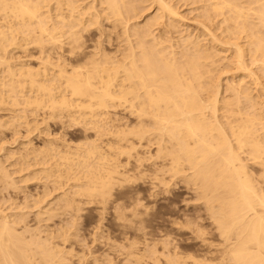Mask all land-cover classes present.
I'll list each match as a JSON object with an SVG mask.
<instances>
[{"label":"bare ground","instance_id":"1","mask_svg":"<svg viewBox=\"0 0 264 264\" xmlns=\"http://www.w3.org/2000/svg\"><path fill=\"white\" fill-rule=\"evenodd\" d=\"M185 1L203 3L205 11L201 17L208 22L219 18L218 33L214 27L210 30L207 24H202L206 28L202 35L210 38L214 47L226 44L227 49H234L227 52H230L227 58L221 55L228 60L231 73L240 74L226 91L221 79L219 82L218 77H212L216 51L220 48L202 43L205 39L201 36L199 39L198 32L197 36L185 33L184 37L179 34L178 40L172 42L169 37L166 41L164 32L178 30L175 21L185 17L180 15V7L177 8L174 0H0V135L5 128L10 131L13 127V139H9L19 141L12 144L14 150L10 148L3 154L9 160L14 159L6 162L15 167L13 172L17 175L22 173L19 179L24 184H29L31 179H39L36 182L40 184L45 178L44 190L40 189L43 194H37L30 204L32 209L37 208L41 219L54 214L53 209L60 204L55 207V200L61 197L66 206L76 210L80 197L88 200L99 197L105 202L104 197L109 196L107 193L117 179L133 177L129 176L131 168L140 170L150 164L156 167V173L177 175L178 181H191L197 186L199 199L205 201L212 218L219 224L225 243L230 242L227 254L221 252L228 255L227 260L232 259L235 264H264V0ZM142 2H149V7L140 5L141 11L154 6L151 12L154 13L148 15L143 25L142 21L134 22L130 30L128 22L139 18L142 12L138 5ZM154 21H161L168 30L164 26L163 35L160 29V35L154 34ZM105 23H110L113 31L117 26L125 29L128 38L123 36L127 44L121 55H118L119 49L116 55H111V47L107 48L115 45L113 41L117 39ZM178 47L182 49L177 51ZM38 54L44 56L38 57L41 60L36 59L38 64L34 65L31 61ZM247 77L251 81H246ZM228 90L230 94H224ZM51 118L53 123L59 119L61 130L66 125L69 128L79 125L83 139L73 144L66 132L56 136L49 127ZM41 123L46 127L41 130L42 125L38 133L35 129ZM17 125L25 128L28 137L22 142L16 136L22 132ZM34 131L42 144H35ZM3 135L0 149L2 142L7 143ZM7 145L11 146L7 143L4 147ZM1 158L0 180L9 188L14 187L17 180H12L13 172L8 171L7 163ZM251 164L257 167V172L252 171ZM49 182L55 186L58 196L51 197ZM21 189L24 188L21 186ZM11 200L9 203L14 202ZM8 201L3 202L4 207ZM2 205L0 264H63L56 262L60 259L56 255L61 246H53V241L49 243L51 246L47 241L42 244L34 241L38 232L29 237L25 235L34 220L24 224L23 206H19L22 212L17 206L15 211L20 213L10 214V208L6 211ZM62 231L67 232L64 228ZM53 233H48L50 240ZM180 255L182 259L184 256ZM170 258L169 264L174 261ZM191 258L194 264L200 261ZM181 259L177 258V264H186L188 259ZM207 260L202 263L211 264L212 259L210 263Z\"/></svg>","mask_w":264,"mask_h":264},{"label":"rangeland","instance_id":"2","mask_svg":"<svg viewBox=\"0 0 264 264\" xmlns=\"http://www.w3.org/2000/svg\"><path fill=\"white\" fill-rule=\"evenodd\" d=\"M175 2L178 3L176 5L177 8L178 7L181 8V9L180 8L178 9L179 12L182 13V14L180 13V15L181 16L183 15V17L185 15L184 18L181 17V18H183V20L185 22H183L182 19H179L180 21H178V20L175 21V22H177V24L179 25L181 30L177 25L178 30L176 28L171 29V31H173V35L171 34L172 32L170 30H169L170 33L168 32V34H167V31H166V34H165L164 28L166 26L161 24V21L160 22L154 21L152 23L153 24L152 28H154L153 30L155 32H153V33L160 35V34H158V32L161 30L159 33H162V35H163V32H164V36L166 37L165 38L166 41H169L167 39L170 37V40L172 42L175 41L176 38L178 40L180 37H184L185 35H188V33H190L193 36H197V34L199 33L198 34L199 39H202V38H203L202 40L205 39L202 43H205L207 46L213 47L215 49L220 48L219 50L217 49V51H216L217 56L215 57V60H216L215 63L217 61L218 62L216 64L214 63L215 66L213 64L214 69L212 70V73H213L212 77L213 76L215 78L218 77L219 82L222 81L221 84H222L223 90L225 89L224 91H226L228 86H229V83L233 84V82L236 79L240 78L239 73H238L239 75L236 73H234V74L231 73V71H230L231 69L229 68V63H227L228 60L226 59L227 56H230V52H233L234 49L233 48L232 49L230 48L231 50L227 49L228 46L226 44H222L223 46H220V44H217V45L215 44L216 47H214V45H213L214 42L209 40L210 38L204 37L202 35V34H205L204 32L206 30V28H205V30L203 29L204 25L202 28V24H205V25L207 24V28H209V29H210V27H211V29H212V27H214L215 28V29L213 28L214 32L216 31L218 33V29L216 30V26H218V24H217L218 22H216V21L219 20V18H217V20H216V18H214L212 21L210 20V22H208V20H205L204 18H202L201 16H202L203 12L205 11V8L202 7L203 3H201L202 4L201 5L200 2H198L199 3V7H198V3L197 4L192 3L191 1L190 2L185 1L186 4H185L184 0L183 1L181 0L180 4H179L178 0H174V4H176ZM190 3H191V5H190ZM188 4L190 5V7ZM140 5H142L143 8L145 6H147V8H148L149 2H144V4L142 2L138 6H140ZM142 6H140V8L138 7L140 10V11L139 10L138 11L142 12V13H139V16H137V18L138 17L139 18L136 19V21H135L136 17L133 18L134 20L131 19L130 24H129L130 21L128 22V25L130 26V30L133 29V27H134L133 23L134 22H135L134 24H137V23H140L142 21L140 24H142V23L144 24V22H146V20L149 18L150 14L152 15L154 13V12L151 13L152 9L154 10V8H153L154 6L150 8L151 10L150 9L147 10L145 8V11L143 9H142L143 11H141ZM194 12H195V14H194ZM143 13H144V17H143ZM200 13H201V15H200ZM164 21L167 22L166 19H164ZM170 21L171 20H169V22ZM182 23H183V25H180ZM107 25H109V26H107ZM107 25H106V23L104 24V26L105 27L107 26L108 28L111 26L110 23H107ZM208 25H210V26H208ZM118 27H119V29H118ZM121 27L117 26L116 30L114 28V31H113V28L110 27V29L113 32L112 36L114 37V39H117V40H114L112 37V40H114L113 43L116 42L114 44L115 45L117 44L116 46L113 44H112L113 46L112 45L107 46V48L111 47L110 49L112 51L109 49L110 52L113 53V54L110 53L111 55H116L118 53V51H116V49L120 50L118 55H121L125 51L124 48H126V44H127L125 38L127 37L126 36L127 34H124L125 29L122 30L123 27L122 28ZM199 27H201V29ZM167 28L168 27H166L165 30H168ZM189 28L193 29V32H195V33L190 32ZM199 29L201 31H199ZM120 30H122L124 32H122ZM178 31H180V32H178ZM117 32H119V33L122 32V33H120V34L118 33L119 35H117ZM131 32L132 31H130V33ZM176 34H178V35H176ZM179 34L180 35L183 34V35L180 36ZM166 35H168V37ZM174 35H175V37H174ZM115 36H116V38H115ZM118 36H120V37H118ZM123 36H125V38ZM200 36L202 38H200ZM172 37L175 39H173ZM123 38H124V41H123ZM202 40H200V41H202ZM208 41L212 42V44H210V42H208ZM118 42H119V44H118ZM167 44L170 45V42H167ZM175 47H177V46H175ZM177 49H176L177 51H180L179 49H182V48L178 47ZM109 50H107V51H109ZM122 50H124V51H122ZM223 51H225L226 53ZM228 51H230L229 54L227 53ZM226 54H227V56H226ZM221 55L222 56L224 55L223 57H226V58H223ZM43 56H44V54H43ZM43 56L42 55L40 56V54L34 56V58H33L34 60L32 59L33 62L31 61V63L34 65H37L38 64L37 60H39L38 57H43ZM28 62L30 63V61H28ZM249 63H251V62L249 61ZM218 64H219V66H218ZM224 66H225V68H224ZM250 66L252 67V65H250ZM254 67H255V65H253V68ZM226 68L229 70H226ZM255 68H254L255 71L257 70L256 72L260 76L263 75L262 72L259 73L260 70L257 69V67H255ZM221 70H222V72H221ZM213 71H215V72H213ZM225 71H227V72H225ZM224 73H227V74L225 75ZM219 74H221V75H219ZM234 75L236 77H234ZM229 76H231V77H229ZM242 76H244V75H242ZM214 77H213V79H214ZM219 78L221 79V81ZM249 78L250 77H247V78H245V80L251 81L252 78L251 79H249ZM262 78H263L262 81H264V76ZM225 82H226V84H225ZM224 94L229 95L230 91L228 90L227 93L225 92ZM65 119H67V118H65ZM53 120L54 119H52V120L48 119L49 127H51V130H53V131H51L52 133L54 132L53 134H55V135L58 134V136H59V135H61V131H62V133L66 132L67 133L66 136L68 135L67 136L68 140L72 141L73 144H74V142L79 143V141L81 139H83V136H82L83 133L81 132L82 130H80L79 125H78L79 127L77 125L76 126L72 125L73 127H70V128H69V125H66V127L63 128V130H64L63 131V130H61L62 127L60 125H58L59 119H57L58 121L55 119L57 122L55 121L54 123H53ZM40 125L41 126L39 127V129H35L37 132L45 124L43 125V123H41ZM17 126H18L17 128L19 130L21 129L22 132L19 131L20 133L16 136L22 142L23 139L26 140L28 137H26L27 135L25 136V133H26L25 128H23L19 125H17ZM19 127H21V128H19ZM45 127L46 126L41 128V130L45 129ZM10 128H11L10 131H9V128H5L4 129L5 133L3 132L4 135L2 134L5 137V138L3 137L4 138L3 141H5V139H6V142L9 145H11V146L7 145L8 147L7 146L4 147L7 143H4L5 145L3 144V142L1 143L3 145V147H2V149H0V157H2L1 159L2 160L4 159L3 161H5V162L7 160H9V159H7V155H6L7 152L6 151H8L10 148H11V150H14L15 146H12V144L15 145V143L18 144V142H19V141L13 142L11 140V139H13L12 137L14 135L13 132H14L15 128H13V127H10ZM7 129H8V133H7ZM67 130H68V132H67ZM58 131H60V132H58ZM9 132H10V134H9ZM11 132L13 135L11 134ZM34 132H33V135H34ZM37 132H35V135L33 138H35V144L40 145V142L42 144L43 141L42 140L40 141V139H38V140L36 139ZM55 132H58V133H55ZM20 134L23 135V137L20 136ZM80 134H81L82 138L79 137ZM2 135H0V136L2 137ZM8 135H11V136H8ZM6 136H7V138H6ZM24 136H25V138H24ZM20 137H21V139H20ZM9 138H11V139H9ZM70 138H72V139H70ZM7 139L9 140V142H11V144L8 142ZM74 140H76L77 142ZM38 142H39V144H38ZM3 148H5V149H3ZM4 152L6 154H3ZM2 155H4V156H2ZM9 161L11 163V161H14V159L12 158V160L10 159ZM9 161H7V162H9ZM5 162H4V165H5ZM6 167H9V169L7 168L9 172H13L14 171L13 168H15V167H13V168L10 167L9 163H7ZM154 168L156 169L155 166L153 167V165H150V164L144 165L143 168H141L140 170L135 168V170L133 171L134 168H131L129 176H133V177H130V178L128 177L126 179L120 177L119 179H117L118 181L113 183V187L111 185L110 188H112V189L111 190L109 189V192L107 193L109 196H105L104 197L105 199L103 198L105 200V202H103V200L99 197L97 199H92L93 201L91 199L88 200V198L85 197V198H87L88 202L85 200V198L82 197L83 198L82 199L80 197L79 202H78V205L79 204L80 205L79 206L77 205L79 210L78 209L76 210V208L73 209V207L71 208V207L66 206V203L64 202L62 197L60 199L63 201H61L60 199H56L57 201L55 200L54 205H55V207L57 205L58 206L53 209L54 214H52V215L54 217L52 215H47V216L44 215L45 219L43 217H42L43 219L39 218L37 215V208L35 207L36 209L34 208L35 209L34 210V209H32V205L30 206V204H32V202H33V200L37 194H39V193L43 194V191H41V190H44L45 184L43 182L46 181L45 178H43L44 180L42 179L43 182H42V180L39 181L40 184L42 182L41 185L38 184V182H36L39 179H35V181L33 179H31L30 181H28V182H30L29 184L25 183L28 186L27 187L20 180L22 173L19 174V172H18V175H17V172H13L12 180L13 179H14L13 181L17 180V182H15V184H14V187L9 188L8 186L5 185L4 180L3 181L0 180V191L5 188L3 191L0 192V195H1L0 197H2V195H5V198L3 197L4 200L2 198H0V202L3 204L2 205L0 203V205H2L3 206L2 208L5 209L6 211L9 210L8 212L10 214L15 211V208L17 206H18L17 207L18 209L17 208L16 209L19 211H20V207L23 206V207H21V209H23L24 212H26L25 217L27 218V219L25 218L26 222L24 221V224L29 225V222L34 220L28 226L30 231L28 232V234H26L27 233L26 232L25 235L29 237L33 233H34V235H36L38 232L39 235L37 234V236L34 238V241L36 240V242H40L41 244L43 242L46 243V241H47V243H46L47 245L49 243H51L52 241L54 242V240H55L56 242L55 243L52 242V245L53 244L57 245L58 248L60 246L62 247V249L59 248V250H58L59 252L57 253L56 258L57 259L60 258V259L58 261L56 260V262L61 261L60 263H63V264H65V262H66V264H169L168 258H170V257H171L170 258L171 260L174 259V261H172L174 263H172L171 261H170V263L171 264H177V258L181 259V257H179V255L181 253L183 255L181 254L180 256H184L181 259L182 261H186L188 259L186 261V264H188V263L194 264V263H192L193 261L190 260L191 256H192V258L196 257V258H194L195 260L198 258L197 262L200 259L201 262L199 261L196 264H203L204 262H206L207 259H208L207 262H209V263L212 259L211 264H214V263L215 264H235V263H233L232 259H231L232 261L227 260V258H229L228 255H224L221 253L223 250V252L227 254V249L229 247L230 242L226 241L227 243L228 242L229 243L228 244L225 243V240H224L225 237H222L223 233L220 232L222 230L219 229L220 228L219 224L217 223L216 220H214V217L212 218L213 215L206 208V205L204 203L205 201L202 198L199 199L198 190H197V188H195L197 186L194 187V183L191 181L187 182L190 185H188L186 182H185L186 183L185 184L181 179H179V181H178L177 177H176L177 175L171 176L172 174H169V173H166L167 175H165V174L162 175L161 173L159 174V172L156 173ZM250 168L253 169L252 170L253 172H257L256 166L251 164ZM142 169L144 170L143 172H142ZM145 170H148V171H145ZM145 173H148L149 175L148 174L146 175ZM152 173H154L155 179H154ZM131 174H134V175H131ZM143 174H145V175H143ZM14 175L15 176L17 175V176L15 177ZM157 175H159V177ZM160 176H163V180L161 179ZM129 179H131V180H129ZM32 181L35 183H32ZM120 181L123 183L122 185H121ZM151 181H153V182H151ZM70 182H72V181H70ZM16 183H18V184H16ZM19 183H21V184H19ZM191 183H193V184L191 185ZM22 184H24V186ZM30 184H31V186H29ZM50 184L53 186L52 183H50ZM50 184L47 186H49L51 189V197L58 196V194L56 193V190L54 189L55 186H53L51 188ZM3 185H5V186H3ZM17 185H20V186H17ZM153 185H154V187H153ZM187 185L189 186V188ZM195 185H197V184H195ZM2 186H3V188H1ZM21 186L24 189H21ZM68 186L69 185H67V187ZM15 187H16V190H15ZM34 187H35L34 191L36 189H38L35 192L33 191ZM8 189L15 190V191H12L13 192L12 193L11 190H8ZM24 190H26V191H24ZM28 190L30 191V193L28 192ZM5 191H7V192H5ZM14 192H15V194H14ZM32 192H34V193L32 194ZM57 192L60 193L59 190ZM19 193H21V194H19ZM27 193H29V194H27ZM11 195H14V196H11ZM15 195H16V198H15ZM6 196H8V197H6ZM9 196L12 198H10ZM31 198H32V200H31ZM6 199H7V201L8 200L10 201L12 199L11 201H14V202L9 203V201H8L7 205L5 204L7 207L6 206L4 207V203L7 202ZM94 200H95V202H94ZM96 201H98V202H96ZM23 202H24V204H23ZM20 203H22V204H20ZM57 203H60V204H57ZM63 204L66 207H64ZM54 205H53V207H54ZM24 206L25 207L27 206V207L25 208ZM61 206H62V208H61ZM7 208H10V209L7 210ZM27 209H28V211H27ZM57 209L61 214L59 212H57ZM62 209H63V212H62ZM17 210L15 211V214L22 212V210L20 212L19 211L17 212ZM208 211L210 212V214ZM57 213H59L60 215H58ZM36 219H39V220H36ZM57 220H59V221L57 222ZM53 223H54V225H53ZM34 224H36V225H34ZM38 224H39V226H38ZM57 224L60 225L61 230ZM40 225H42V226H40ZM41 227H43V228H41ZM47 227L52 228V229L55 228V230L47 229ZM62 228H64V230H67V232L65 231L66 232L65 234H67V235L63 234L64 231H62ZM58 230H59V232H57ZM51 231L55 232V233L52 234V236L53 235L54 236L53 237L51 236L53 239L51 238V240H50V234H48V233H50ZM40 234L42 236H40ZM56 234L58 236H56ZM62 234L64 237L62 236ZM59 236H60V238H59ZM65 236H67V239H65ZM41 237H42V239H41ZM61 237H62V239H61ZM46 238H49V239L46 240ZM37 239H38V241H37ZM233 240L234 239H232L230 241H233ZM57 241L59 243L61 242L60 244H62V245L57 243ZM224 243L226 246L224 245ZM34 246H35V244H34ZM49 246H51V244H49ZM177 252H178V254H176ZM140 254L143 257H141ZM219 255H223L226 257L219 258V257H221ZM168 256H170V257H168ZM36 257L38 258V255ZM135 257H137L138 260L140 259L141 261H138V260L136 261ZM209 257H211V259ZM213 259H216V260H213ZM222 259H224V262H222L223 261ZM62 260L65 262H63ZM183 264H184V262H183Z\"/></svg>","mask_w":264,"mask_h":264}]
</instances>
